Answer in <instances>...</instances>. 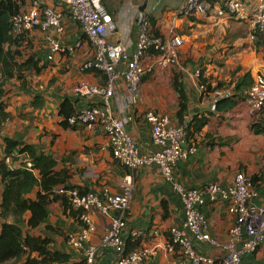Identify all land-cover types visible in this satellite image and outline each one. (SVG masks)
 <instances>
[{"label": "crops", "instance_id": "obj_1", "mask_svg": "<svg viewBox=\"0 0 264 264\" xmlns=\"http://www.w3.org/2000/svg\"><path fill=\"white\" fill-rule=\"evenodd\" d=\"M34 1L24 0L22 10L29 9ZM38 1L45 7L51 6L62 12L63 31L52 29L43 32L38 28L26 31L18 49L25 59L33 56L42 70L36 73L32 68L25 72L23 81L15 77L5 82V100L11 117L5 123L4 134L52 154L60 161L58 170L68 166L72 171L70 184L88 186L99 195L105 190L111 194L121 193L122 182L130 170L112 156L103 128L82 123L75 128H65L59 116L61 104L67 98L77 112L88 106L103 104L101 96L81 95L74 90L83 82L103 84L101 74L83 69L86 60L94 53V45L63 2ZM145 1L146 7L141 10ZM245 1L252 7L258 0ZM100 2L115 24L114 31L108 36L109 42L122 45L129 52L135 49L138 16L143 12L150 18L153 34L169 37L174 33L185 39L178 65H155L147 72L136 104L128 105L129 92L121 78L111 98L112 110L115 115L129 118L127 128L141 153H152L157 147L152 143L151 125L144 114L154 110L167 114L173 124H179V93L174 86L175 76L179 78L188 96L184 112L185 118L192 123L190 140L185 147L191 150L186 158L173 164V175L176 182L185 188L204 192V204L200 209L207 217L210 233L219 241L226 242L235 223V215L230 211L231 200L206 191L209 185L217 184L227 190L235 175L245 172L251 179L254 178L255 203L264 205V114L250 113L243 97L257 75H264V45H257V39L249 37L251 17L241 21L218 16L216 10L221 7V0H209L214 11L194 14L180 13L186 0ZM47 33L58 41L60 50L52 51ZM144 62L148 65L154 63L152 54L147 55ZM197 69L199 77L195 76ZM201 73L211 88L230 91L231 96L237 99L236 104L214 110V92L201 90L199 86H203L199 82ZM239 82L241 86L237 88ZM23 83H27L26 89L21 88ZM3 156V149L0 148V158ZM134 175L136 187L130 208L125 213L126 249L132 252L157 245L155 254L146 264H177L182 256L179 252H168L166 244L170 228L181 226L185 220L182 199L157 164L139 167ZM38 190L35 188L30 197L36 198ZM89 216L95 230L88 235L85 246L97 247L95 264H117L118 253L102 244L111 218L95 209L89 211ZM47 225L62 228L66 236L79 235L83 230V226L65 216L59 203L50 206L47 221L33 233L45 235ZM133 231L143 234L136 239L132 237ZM50 236L54 239L53 248L72 254L71 260L65 264H83V249L71 246L64 235L51 233ZM196 246L200 253L221 264L220 249L206 243H197ZM23 261L5 264H23ZM245 261L247 264H264V243L257 251L245 255Z\"/></svg>", "mask_w": 264, "mask_h": 264}, {"label": "built area", "instance_id": "obj_2", "mask_svg": "<svg viewBox=\"0 0 264 264\" xmlns=\"http://www.w3.org/2000/svg\"><path fill=\"white\" fill-rule=\"evenodd\" d=\"M70 12V15L80 23L83 32L94 45L93 55L83 65L84 70L93 68L103 70L107 74L106 83L93 85L81 83L75 86L76 93L81 95H98L102 97L100 106H88L79 110L69 119L71 125L78 123L89 127L99 125L105 131L112 155L123 166L130 170L122 182V192L111 194L104 191L99 195L93 191L81 193L78 189L60 187L58 193H67L73 206L82 210L80 216L83 230L79 235H71L69 244L83 249L86 264H95L97 247L85 246L88 235L95 230V225L89 216V211L98 210L102 215L111 218L110 225L102 238L104 246L112 248L119 255L117 264H146L147 260L156 252L157 245L147 246L141 250H134L127 255L125 252L124 231L127 226L126 211L130 208L136 187L134 171L148 164H157L165 178L173 185L180 195L185 220L181 226L170 228V238L166 244L168 252H179L182 258L177 264H216V260L200 253L197 243H206L221 251V264H247L245 255L253 253L264 243V205L256 204L251 178L245 172H238L232 185L222 189L217 184H211L206 191L213 195L220 194L231 200L230 211L235 215V223L229 230V239L221 242L210 233L207 217L200 209L204 204L203 191L187 189L176 182L172 166L180 159L188 156L186 149L187 131L184 126L175 125L167 114L148 110L145 113L151 125V139L157 150L152 153H141L133 135L127 128L129 118L125 115H115L112 110L111 98L114 97L118 81L124 79V87L129 92L128 105L136 104L140 96L143 76L155 65H178L180 50L185 45L182 35L171 33L169 37L156 36L151 31L150 18L146 13L138 16V33L135 49L129 52L122 45L109 42L108 36L115 29L112 18L106 13L100 0H60ZM209 0H186L180 13L194 14L214 11ZM249 11H252L250 14ZM218 16L249 20L251 31L249 37L264 40V0H258L250 6L245 0H221V7L216 10ZM63 14L54 7L44 6L36 0L32 6L13 17L15 34L19 35L27 30L38 28L43 32L49 30L63 31ZM47 37L53 52L60 50V44L54 37ZM154 58V63L144 62L147 55ZM52 58V55L49 56ZM122 65V67H121ZM196 77L200 76L197 69ZM2 77L0 75V81ZM201 90L204 86L199 85ZM232 94L224 89L214 91L212 108L215 110L219 100L228 98ZM245 103L250 113L264 114V75L258 74L253 84L246 91ZM19 159L18 166L32 169L33 162L26 152H13L6 161L14 166L13 159ZM142 232L133 231L132 237L138 238Z\"/></svg>", "mask_w": 264, "mask_h": 264}, {"label": "trees", "instance_id": "obj_3", "mask_svg": "<svg viewBox=\"0 0 264 264\" xmlns=\"http://www.w3.org/2000/svg\"><path fill=\"white\" fill-rule=\"evenodd\" d=\"M24 3V0H0V75L2 77L0 81V148L4 152L3 158H0V264L16 263L20 260H24L23 264H65L71 260L72 254L53 248L54 239L50 234L64 235L67 241H69L70 235L66 236L62 228L52 225L45 227V235L33 233V230L47 221L50 206L53 203H59L65 216L83 226L84 223L80 218L82 210L73 206L67 193H58L57 190L58 186L66 189H78L81 193L91 192V190L88 186L70 184L72 171L66 165L58 170L60 161L52 154L36 145L27 144L4 134L5 123L11 117V113L7 111L5 100V82L15 77L23 81L26 77L25 72L29 69L32 70V68L35 69L36 73H40L42 70L33 56L25 59L18 49L26 37V32L19 35L15 34L13 17L23 11ZM256 39L257 45H264V41H261L260 37ZM90 71L101 74L103 84L106 83L107 74L103 70L93 68ZM178 80L179 78L175 76L174 86L179 93L180 104L178 113L180 119L177 125L185 127L188 142L192 123L189 118H185L184 112L188 96L183 89L182 82ZM199 82L204 86V91L207 92H214L219 88H211V85L202 77V73ZM27 86V83H23L21 88L26 89ZM240 86L241 83L239 82L237 88ZM243 97L245 100L246 92ZM236 102L237 99L230 96L219 100L216 107L226 109L233 107ZM76 113L77 111L70 99H65L59 111L62 126L75 128L78 124L71 125L69 119ZM16 151L27 153L33 162L32 169L22 165L18 166L19 159L16 158L12 162L14 166L7 163L6 158L11 157L12 153ZM67 160L68 158L65 161ZM252 179L253 185L254 178L252 177ZM35 188H39V190L36 198H32L30 194ZM168 236L170 238V233ZM129 253L125 246L124 255ZM82 256L84 258L82 263L85 264L84 254Z\"/></svg>", "mask_w": 264, "mask_h": 264}, {"label": "water", "instance_id": "obj_4", "mask_svg": "<svg viewBox=\"0 0 264 264\" xmlns=\"http://www.w3.org/2000/svg\"><path fill=\"white\" fill-rule=\"evenodd\" d=\"M147 2L145 1L144 4L141 6V10H144L146 7Z\"/></svg>", "mask_w": 264, "mask_h": 264}]
</instances>
